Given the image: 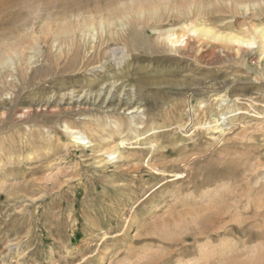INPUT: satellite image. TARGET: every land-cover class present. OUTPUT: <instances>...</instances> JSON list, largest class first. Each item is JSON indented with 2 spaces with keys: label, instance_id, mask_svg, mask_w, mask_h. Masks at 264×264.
I'll return each mask as SVG.
<instances>
[{
  "label": "rangeland",
  "instance_id": "374dc122",
  "mask_svg": "<svg viewBox=\"0 0 264 264\" xmlns=\"http://www.w3.org/2000/svg\"><path fill=\"white\" fill-rule=\"evenodd\" d=\"M261 32L264 0H0V264H264Z\"/></svg>",
  "mask_w": 264,
  "mask_h": 264
},
{
  "label": "bare ground",
  "instance_id": "6f19581e",
  "mask_svg": "<svg viewBox=\"0 0 264 264\" xmlns=\"http://www.w3.org/2000/svg\"><path fill=\"white\" fill-rule=\"evenodd\" d=\"M100 1V0H99ZM76 2V1H75ZM90 2V1H89ZM156 2V1H155ZM106 4V3H105ZM131 4V3H130ZM151 5V4H150ZM149 5V6H150ZM160 8V7H159ZM121 9V8H120ZM158 9V8H157ZM161 9V8H160ZM162 10V9H161ZM173 10V9H172ZM156 12H157V10L156 11H153V14L152 15H156ZM159 14V13H158ZM157 14V15H158ZM116 17V16H115ZM122 17V16H121ZM117 18V17H116ZM122 25V24H121ZM88 25H83V31L85 30V28L87 27ZM75 30V29H74ZM200 33H205V31L204 30H201V31H199ZM261 36L263 37V39H264V32H261ZM232 41H235V42H241V40H239V39H235V38H230ZM63 42L65 43V40H63ZM242 43H243V41H242ZM246 44H251V42L250 41H247V42H245ZM244 43V44H245ZM13 50H15V51H17L18 49H17V46H15L14 47V49ZM23 51V50H22ZM75 53H77V51H75ZM82 100L83 99H81L80 101H74V102H76L77 103V106L78 105H80V104H83L82 103ZM85 101H87V100H85ZM84 101V102H85ZM47 105H48V103H47ZM131 108H134V109H138L139 108V104L137 103L135 106H134V104H131V102L130 103H127L126 104V110H128V109H131ZM28 112V111H27ZM82 145H84V144H82ZM204 209V208H203ZM198 215V214H197ZM201 234H203V233H201ZM162 238V237H161ZM145 256V255H144ZM135 258V257H134ZM155 259H157V258H155V256L154 255H152V254H148V255H146L145 257H142V258H139L136 262H135V264H156L157 263V260H155ZM132 260V259H131ZM159 261V260H158Z\"/></svg>",
  "mask_w": 264,
  "mask_h": 264
}]
</instances>
